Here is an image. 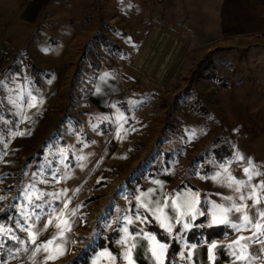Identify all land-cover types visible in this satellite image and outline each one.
<instances>
[{"label":"rangeland","instance_id":"obj_1","mask_svg":"<svg viewBox=\"0 0 264 264\" xmlns=\"http://www.w3.org/2000/svg\"><path fill=\"white\" fill-rule=\"evenodd\" d=\"M148 1L52 0L30 37L16 42L7 27V34L0 33V80L27 88L43 101L27 112V122L15 126L3 122L18 117L0 103V195L6 197L0 200V225L12 226L8 216L18 209L10 206L23 205L20 194L33 184L37 192L67 190L52 208L58 215L70 199L68 211H75L65 217L71 222L66 242L60 248L49 245L35 264H127L125 246L119 243L122 218L135 214L148 222L128 225L129 233L143 228L166 243L165 264L232 262L227 246L239 233L229 226H209L207 215L185 217L189 229L173 222L169 235L136 208L135 197L149 189L152 200L191 189L200 193L198 207L207 213L211 202L221 203L230 192L202 175L211 176L216 165L231 161L233 175L243 178L236 152L264 168V47L207 39L199 20L192 24L185 10L166 7L164 0L160 10L145 9ZM7 94L5 89L0 100ZM118 114L127 122H117ZM15 131L30 134L13 137ZM192 132L196 136L190 140ZM79 156L86 159L78 161ZM45 179L48 183L39 182ZM47 219L42 217L36 227ZM212 227L222 228L220 239L207 241L197 233ZM56 232L50 227L39 241ZM17 234L27 241L26 232ZM135 242L156 243L140 235ZM213 243L217 249L210 259ZM6 244V264H33L30 253L18 251L20 246L10 240ZM260 249L259 244L249 248L252 264H264ZM14 250L15 258L8 255ZM189 252L187 260L180 258ZM49 255L58 258L45 261ZM133 258L140 264V249L133 250Z\"/></svg>","mask_w":264,"mask_h":264},{"label":"snow or ice","instance_id":"obj_2","mask_svg":"<svg viewBox=\"0 0 264 264\" xmlns=\"http://www.w3.org/2000/svg\"><path fill=\"white\" fill-rule=\"evenodd\" d=\"M108 75L105 73L104 77H101V80H105ZM5 89L8 90V94L3 100H0V103H6L9 106L11 114L18 117V121H3V117H0V121L6 124L15 126L17 122H27L30 119L27 112L34 108L38 109L43 103L41 99H38L27 88H17L5 80H0V94H3ZM97 91H99V88H97ZM12 109H15V111H11ZM102 119L107 120L108 117L105 116ZM119 121L127 122L122 114H118L117 116V122ZM121 131H123L122 124L116 133L118 138H121ZM26 134L30 133L23 131L12 132L13 137H22ZM124 134L126 135L127 133L125 132ZM195 136L196 133L192 132L189 139L191 140ZM0 143H3V141L0 140ZM84 146L87 147V145ZM59 155L60 163L63 164L67 159L65 150L62 149ZM85 159L86 157L84 156L77 157L78 161ZM235 161L241 162L244 174L243 178H237L233 175L230 167L231 161L228 164L222 163L216 165L217 171L211 176L207 174L201 176V179H211L213 183L227 188L230 192L228 195L221 196V203L211 202L207 213L198 207L201 203L199 199L200 193L194 192L191 189H188L187 192L177 193L172 197L162 196V199L157 198L155 200L150 199L153 190L149 189L148 192H142L140 196L135 197L137 201L136 208H142L169 235H171L174 227L173 222L180 224L186 231L191 225L185 221V217H190L192 220H195L197 216H210L209 226L217 224L225 225L239 233L237 239L227 246L230 250L229 255L232 257L231 264H238V262L239 264H252L254 257L248 251L249 248L253 244H259L261 245L260 251L264 252V207H262L264 205V179H258L264 177V168L256 165L251 158H246L239 152L235 153ZM56 171L51 173L54 179L56 178ZM253 181L256 182L253 183ZM39 182L48 183L47 179ZM153 183L161 184L160 181H153ZM161 187H163L162 184ZM20 195L25 203L23 205L12 204L10 206V208L18 209L14 216H8V220L12 226L0 225V264H6L3 257L4 250L7 246L6 241L8 240L20 246L18 251L30 253V258L33 260V264H35V257L38 253L48 252L49 245H55L56 248H60L66 242L65 233L71 231L70 218H65L75 215V211H68L70 199L64 201V207L59 211L58 215L56 209L52 208L54 202H59L62 197L67 195V190L52 194L37 192L35 184H33L30 188H24ZM49 195L53 197V200L45 199ZM5 198L0 195V200ZM169 200H171V203H169ZM165 209H170V212L165 211ZM42 217L48 218L47 223H44L42 228H37L36 224ZM120 219L118 218L117 222ZM122 219L125 221L122 229L124 238L119 243L125 246L123 257L126 259L127 264H135L133 258V250L137 248L135 235H140L149 241H155V247L150 249L151 258H155L156 264H165V261L161 257L164 256L169 247L166 243L157 241L154 234L145 232L143 228L139 230V233H129L128 225H132L135 221L145 224L148 222L147 218L142 214H135L134 216H125ZM50 227L57 229L56 234L51 239L39 241L40 236L48 232ZM18 232H26L28 237L27 241L18 235ZM244 232H249L250 235L245 236L243 235ZM129 239L132 240L130 244ZM192 247L195 248L196 246L193 245ZM214 249H217V245L213 243L208 249L210 259H214ZM60 254L63 255L66 253L62 252ZM8 255L15 258L16 251H10ZM190 256L191 252L187 256L184 253L180 254L182 260H187ZM53 258H58V256H45L44 260ZM111 259L115 262L117 258L111 256Z\"/></svg>","mask_w":264,"mask_h":264},{"label":"crops","instance_id":"obj_3","mask_svg":"<svg viewBox=\"0 0 264 264\" xmlns=\"http://www.w3.org/2000/svg\"><path fill=\"white\" fill-rule=\"evenodd\" d=\"M52 0H0V31L16 42L32 35L41 13ZM162 0H149L145 9L160 10ZM166 7L183 9L191 23L199 20L210 40H229L242 46L264 47V0H164ZM151 6V7H150ZM172 8V7H171ZM261 35V39H256ZM20 38V39H19ZM149 244V243H148ZM140 249V264H156L151 260V244L137 246ZM147 254V256H145Z\"/></svg>","mask_w":264,"mask_h":264},{"label":"trees","instance_id":"obj_4","mask_svg":"<svg viewBox=\"0 0 264 264\" xmlns=\"http://www.w3.org/2000/svg\"><path fill=\"white\" fill-rule=\"evenodd\" d=\"M221 229H222L221 227H212V228H209L207 231H204L201 229L197 233L198 235H202V236L204 235L206 237V240L210 241L212 237L220 239L221 237L219 238L218 236L219 235L221 236V234L223 236L224 233L221 231Z\"/></svg>","mask_w":264,"mask_h":264},{"label":"built area","instance_id":"obj_5","mask_svg":"<svg viewBox=\"0 0 264 264\" xmlns=\"http://www.w3.org/2000/svg\"><path fill=\"white\" fill-rule=\"evenodd\" d=\"M255 38H262V37H261V35H256V37H255Z\"/></svg>","mask_w":264,"mask_h":264}]
</instances>
